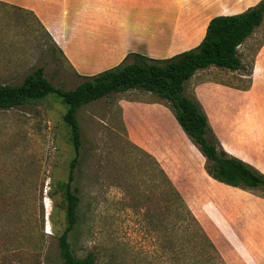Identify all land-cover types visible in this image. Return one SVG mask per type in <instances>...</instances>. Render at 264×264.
<instances>
[{"label": "rangeland", "instance_id": "obj_1", "mask_svg": "<svg viewBox=\"0 0 264 264\" xmlns=\"http://www.w3.org/2000/svg\"><path fill=\"white\" fill-rule=\"evenodd\" d=\"M258 1L153 4L155 20L169 21L180 33V18L191 15L203 29L213 17L244 12ZM263 48L264 25L240 47L242 69L210 67L185 84L221 147L258 171L257 129L264 115L257 105L264 106V93L259 97L260 87L249 91ZM39 67L57 88L73 90L82 82L31 12L0 7V84L19 85ZM199 84L208 86L197 97ZM66 112L55 95L0 109V264H62L58 242L66 216L58 183L68 180L75 156ZM76 117L82 150L72 188L82 203L70 241L79 258L93 254L95 264H264L253 233L264 224V191L209 177L207 159L165 101L141 90L113 93L83 106ZM187 143L200 164L182 154Z\"/></svg>", "mask_w": 264, "mask_h": 264}, {"label": "trees", "instance_id": "obj_2", "mask_svg": "<svg viewBox=\"0 0 264 264\" xmlns=\"http://www.w3.org/2000/svg\"><path fill=\"white\" fill-rule=\"evenodd\" d=\"M36 20L59 50L41 22ZM263 25L264 0H260L244 12L213 17L207 25L203 40L193 49L166 59L129 54L113 68L94 76L82 77V82L73 90L55 87L45 77L44 67L32 71L19 85L0 84V109L37 102L49 95L57 96L67 106L63 119L70 129L75 156L70 164L68 180L58 183L66 216V227L58 242L62 264L96 263L93 254L79 258L70 241L80 222L82 203L78 189L72 188L82 150V135L76 115L83 106L113 93L141 90L165 101L185 134L207 159L206 173L209 177L233 188L264 191V174L243 160L229 155L221 147L202 104L195 96L188 97L185 94V84L198 71L210 67L230 71L242 69L239 49ZM208 134L213 139L207 137ZM170 188L175 193L172 185ZM175 195L185 209L182 198L177 193ZM187 213L191 214L188 210Z\"/></svg>", "mask_w": 264, "mask_h": 264}, {"label": "crops", "instance_id": "obj_3", "mask_svg": "<svg viewBox=\"0 0 264 264\" xmlns=\"http://www.w3.org/2000/svg\"><path fill=\"white\" fill-rule=\"evenodd\" d=\"M10 6L31 12L41 22L66 63L81 78L113 68L132 53L166 59L193 49L203 40L209 23L202 29L201 23L191 15L189 19L180 18L181 31L176 33L169 21L155 20L153 0H0V7ZM257 65L258 73L253 74L254 85L249 92L260 87L261 97L264 93V53L260 54ZM207 86L196 85L195 95L200 97L199 92ZM205 99L200 98L206 103L208 98ZM257 107L263 116L264 106L258 104ZM257 137V168L264 174V125L260 123ZM187 145L190 149H183L182 154L193 161V166L200 164L192 144ZM253 233H256L260 257V247L264 248V224L258 225Z\"/></svg>", "mask_w": 264, "mask_h": 264}]
</instances>
